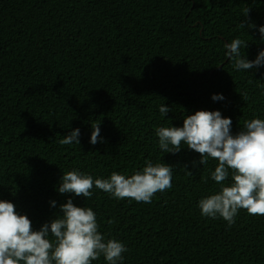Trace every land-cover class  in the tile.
Returning a JSON list of instances; mask_svg holds the SVG:
<instances>
[{
  "label": "trees",
  "instance_id": "obj_1",
  "mask_svg": "<svg viewBox=\"0 0 264 264\" xmlns=\"http://www.w3.org/2000/svg\"><path fill=\"white\" fill-rule=\"evenodd\" d=\"M260 26L264 0H0V200L34 231L68 199L91 208L105 240L127 248L123 264H264V216L241 209L229 227L201 215L199 201L221 189L218 161L202 165L186 145L164 153L155 134L197 111L230 118L232 135L264 119V66L234 70L225 48L239 38L255 60ZM75 129L80 143L61 145ZM146 161L173 167L171 189L151 203L58 192L63 173L128 177Z\"/></svg>",
  "mask_w": 264,
  "mask_h": 264
},
{
  "label": "clouds",
  "instance_id": "obj_2",
  "mask_svg": "<svg viewBox=\"0 0 264 264\" xmlns=\"http://www.w3.org/2000/svg\"><path fill=\"white\" fill-rule=\"evenodd\" d=\"M246 11L245 16H247ZM241 23L240 27L244 28ZM248 27L255 28L254 24ZM264 41V26L258 28ZM248 43L236 38L225 43L226 56L234 70L246 71L264 66V50L253 61L241 55ZM214 101L223 100L214 95ZM171 108L159 106L166 117ZM232 120L223 118L219 111H197L187 116L182 127H158V147L164 153L176 154L182 145L195 151L205 165L209 159L218 161L211 179L221 185L218 193L202 198L198 207L206 218H222L228 226L235 223L239 210L249 215L264 216V119L245 121L244 130L231 133ZM90 143L96 145L100 136V123L91 124ZM80 130L75 129L63 137L61 145L79 144ZM142 171L131 176L112 172L110 177L93 179L91 175L72 170L63 173L58 187L60 194H74L90 199L95 187L117 200L129 199L137 203H151L157 192L172 187L173 167L164 163L145 162ZM189 175H192L188 172ZM231 176L232 183L225 186ZM56 207V202H51ZM50 223L39 231L32 229L26 215L16 212L13 203L0 200V264H92L101 256L107 264H123L127 248L115 239L105 240L99 231L96 214L91 208L75 206L72 199L62 204ZM54 238L50 240L49 236Z\"/></svg>",
  "mask_w": 264,
  "mask_h": 264
}]
</instances>
